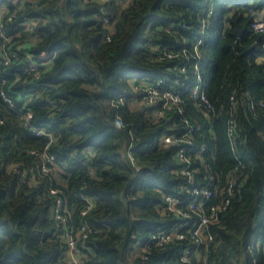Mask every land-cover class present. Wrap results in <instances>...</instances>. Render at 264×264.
Here are the masks:
<instances>
[{
	"label": "trees",
	"instance_id": "1",
	"mask_svg": "<svg viewBox=\"0 0 264 264\" xmlns=\"http://www.w3.org/2000/svg\"><path fill=\"white\" fill-rule=\"evenodd\" d=\"M1 7L0 264H68L65 233L83 223L96 229L81 243L83 264H264V38L253 29L264 0ZM160 79L157 89H175L182 102L157 118L137 88ZM164 134L181 145L165 147ZM185 144L196 183L215 176L209 205L233 183L201 244L191 232L199 218L172 213L166 201L192 215L177 156ZM44 153L57 162L46 173ZM81 195L94 200L86 215ZM58 199L71 214L66 224L54 218ZM185 222L183 238L135 248Z\"/></svg>",
	"mask_w": 264,
	"mask_h": 264
},
{
	"label": "built area",
	"instance_id": "2",
	"mask_svg": "<svg viewBox=\"0 0 264 264\" xmlns=\"http://www.w3.org/2000/svg\"><path fill=\"white\" fill-rule=\"evenodd\" d=\"M102 2H107L108 0H100ZM130 1V0H126ZM0 34L1 36H4L3 29V23H2V14L5 12L3 10V7L0 8ZM13 18V15L10 17V19ZM109 22V19H106V23ZM253 29L257 32H260L263 35L264 38V18L262 16L258 17L255 22L253 23ZM202 42V39L199 40V43ZM263 47H264V40H263ZM197 52V50H196ZM198 54V53H197ZM46 57L45 55H42V58ZM52 57V56H51ZM32 58H29L31 60ZM8 63V61H6ZM37 64L33 63L32 67H36ZM31 67V70H32ZM199 80L201 77L198 78ZM163 83V80H158L157 84L155 86H149L142 85V87H138V90H144V95L142 99H140V102L143 103L146 107L150 108V114L153 116L160 118L164 117L166 114V111L173 109V107H179L180 103L182 102V98L180 94L175 89H169L165 91H159L157 88L161 86ZM202 88L196 87L193 91L195 97L201 96V99L204 100L207 103L206 96L201 93ZM6 100L7 97H5ZM37 134H41L39 130L36 132ZM183 140L182 137H180L177 134H164L161 137L160 142L165 147H171L175 145H181V141ZM191 143V142H190ZM191 146V145H190ZM189 148L188 145L185 144L184 146H180V149L178 151V159L184 163L183 167L184 169L183 174L186 175L189 179V182L191 183L189 191H191L190 194V202L186 206V209H189L192 212V215L190 212L186 211L184 212L178 205L182 203V201L174 199L172 197H166V201L168 202L169 210L172 213H178L182 215L184 218L190 219L193 218V216H197L199 218V221L197 223V226L191 230L193 233L192 239L193 242L196 244H201L204 242L203 237V231L205 227L209 223H213L214 221L218 220L220 212L225 210L227 206L230 203L229 195L233 192V183L232 181L229 183L227 189H226V197L228 193V197L220 203V204H211L209 205L210 199L215 195L214 193V187L216 185L215 182V176L212 174H208L207 178L209 179V184L207 186H200L196 183L195 177L193 175V169H191V160L189 159L187 152ZM201 150H205V147L203 146ZM42 157L44 159L42 165H41V171L43 172H49L50 168L49 165L57 168V162L56 157L54 155H49L47 153L42 154ZM233 180V179H232ZM53 194L57 193V190H51ZM81 199L85 202V208L82 211L83 215H86L88 210L93 208L94 206V200L92 197L88 195H81ZM206 205L209 206V209L206 208ZM54 218H56L60 223H68V221L71 219V214L68 211V208L66 207L63 200L58 199L56 206L54 207ZM188 225L187 222H185L182 225L173 226L171 229H168V231H165L164 233H159L158 235H153L151 239L148 240H140L135 241V248L137 250H143L145 251L148 244H155V245H162L165 242H169L175 238H183L180 234V230ZM96 232V229L91 228L87 223H83L81 225V228L75 233L71 228L65 233V237L67 239L68 244V252H69V263L68 264H83L82 262V251L80 249V246H83L82 244L85 243L89 235ZM82 243V244H81ZM191 253V249L186 250V254L183 257V262L187 263L190 261L189 254Z\"/></svg>",
	"mask_w": 264,
	"mask_h": 264
},
{
	"label": "rangeland",
	"instance_id": "3",
	"mask_svg": "<svg viewBox=\"0 0 264 264\" xmlns=\"http://www.w3.org/2000/svg\"><path fill=\"white\" fill-rule=\"evenodd\" d=\"M0 11H1V10H0ZM261 244H262V242L259 243V245H261Z\"/></svg>",
	"mask_w": 264,
	"mask_h": 264
}]
</instances>
